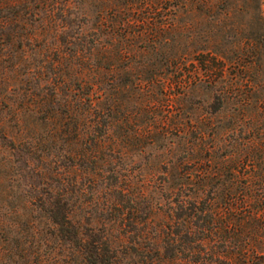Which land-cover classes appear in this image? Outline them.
<instances>
[{"label":"trees","instance_id":"16d2710c","mask_svg":"<svg viewBox=\"0 0 264 264\" xmlns=\"http://www.w3.org/2000/svg\"><path fill=\"white\" fill-rule=\"evenodd\" d=\"M263 1L0 0V147L31 165L0 264H264Z\"/></svg>","mask_w":264,"mask_h":264},{"label":"rangeland","instance_id":"374dc122","mask_svg":"<svg viewBox=\"0 0 264 264\" xmlns=\"http://www.w3.org/2000/svg\"><path fill=\"white\" fill-rule=\"evenodd\" d=\"M80 1V0H78ZM169 3V4H168ZM167 5L172 4V1ZM104 2L102 0H94L93 6H90L88 0H82L81 4H77L79 9L85 14L83 17L91 20H97L98 23H105V21H116L120 18L130 19L136 17L146 24H157L162 21L163 15L168 9L162 7L160 0H143L139 4L134 5L132 13L123 11L121 15L115 13H106L104 10ZM262 13L264 14V1L261 5ZM253 10H249L252 14ZM115 14V15H114ZM236 20H243V16H236ZM246 19H249L248 17ZM4 157L2 161L1 158ZM23 157L15 150L0 147V249L5 247L13 237L16 228V221L24 217L21 208L22 199L20 197V188L23 186V179L20 177L21 173L26 174L29 168H24ZM1 259V258H0Z\"/></svg>","mask_w":264,"mask_h":264}]
</instances>
